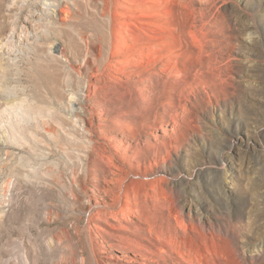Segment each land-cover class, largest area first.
Masks as SVG:
<instances>
[{"label":"rangeland","instance_id":"374dc122","mask_svg":"<svg viewBox=\"0 0 264 264\" xmlns=\"http://www.w3.org/2000/svg\"><path fill=\"white\" fill-rule=\"evenodd\" d=\"M38 1L0 0V194L20 190L0 196V264H95L86 234L105 217L110 244L152 228L208 246V264H264V0H57L44 21ZM198 14L217 33L203 46ZM16 111L20 134L1 122ZM91 232L100 264H144Z\"/></svg>","mask_w":264,"mask_h":264},{"label":"bare ground","instance_id":"6f19581e","mask_svg":"<svg viewBox=\"0 0 264 264\" xmlns=\"http://www.w3.org/2000/svg\"><path fill=\"white\" fill-rule=\"evenodd\" d=\"M88 1H94V0H88ZM106 5H107V3H106ZM62 9L63 8H62L60 2H58L57 0H54V1L47 0L45 2L38 1V2H33L32 6H31V14L33 15V17L40 16V20L44 21L45 18H49V17L52 18L53 14L54 15H57V13L60 12ZM191 9H192V13H194V14L199 13L200 14V10H198L197 8L193 7ZM65 12H67V11H65ZM199 14H198V17L197 16L194 17V21H192V23L189 25V27H187L188 28V33L187 32L186 33L193 40H197V42L198 41L199 42H202L201 45L203 46V45L209 44L210 42H214L217 33H215V31H213V30L208 31V33H205L206 30H207V27L210 24L207 22L208 20L207 21L206 20H203L204 19L203 15L202 16H199ZM54 17L55 16H53V18ZM32 21L34 22L35 19L33 18ZM204 21H206L207 23L204 24L205 23ZM26 22L28 23V21H26ZM33 22L32 23H29L30 24V27L32 29H34ZM211 22L212 21H210V23ZM217 23L215 22V24H217ZM21 27L23 28V30H22L23 33H28V28L26 27V23L24 21L21 24ZM130 30H132V29H130ZM216 31H218V30H216ZM133 32H135V31H133ZM119 33H120V31H119ZM114 36H117V35H114ZM189 40H191V39L189 38ZM11 42H13V46H14V47L12 46L13 47V50L10 53H6V54H3V55L5 56V60H6V58L8 59V63H15V62H17L20 59V55L18 56V54H15V53L16 52H19V54H22L23 51H24V49H22V47L23 46L26 47V45H28L29 42H27V39H24V40H22V39H15L14 41H11ZM215 42H217V41H215ZM84 43H85V46H86V52H87V54H89V49H90L89 46H88L89 43L87 41H85ZM212 47H213V45H212ZM203 49H205V48H203ZM51 55H53L55 57H56V55H58L60 58H65L64 60L66 62H68L69 65H71L69 63L70 61H68V58L64 54V47L57 40H54L53 43H52ZM215 61H217V60H215ZM70 67L76 73H78L79 75H81V67H74V66H70ZM79 102L80 101H78V99L76 98V96H71V98L69 99V104H68L69 107L67 108V111L69 112V115H71V117H73L76 120L75 123H78V120L81 118L80 117L81 114L83 115V114L87 113V112L84 111V108H82L80 106ZM1 122H4L5 123L4 125H6V123H8V125H10V127L13 129V131L15 133L17 132L18 134H20V133H23V130L25 128V124L27 122H29V121L25 117V113H22L21 111L20 112H17L16 111L15 114H13V113L12 114H4L2 116ZM172 122L176 126H179L180 125L179 124V121L176 118H173L172 119ZM46 124H48V121H45L44 122V125H46ZM34 136H37V135L36 134H33V137ZM99 157H101V159H103L102 155L99 156ZM17 185L18 184H15V182H12L11 181V182H9V184L7 186L5 185L6 187L3 190H1L0 196L2 198V201H3L4 205L10 204L12 202V199L15 196H17L18 191H20L18 189V186ZM114 218H117V216H114ZM102 222H104V223H102ZM103 225H108V226L111 225L109 223V219L107 217H105L102 220H99V223L98 224H95L94 227H89V231L86 234V237L89 240V249H90V252H91V254L93 256L92 258L94 259V263L95 264H100V262L97 260L96 250H95V248L93 246L94 241H93V235H92V232H91L92 229H95L101 235L103 234L102 236H104L103 237L104 238V241H106V243L109 244L110 247L123 246L122 248L126 247V248H128V249H130L132 251L134 250V248H135V250L137 249L136 251L139 250L138 251L139 252V256L142 257V260L145 261L144 264H161L162 262H166V258H168V260L172 259V263L171 264H208V255L211 252L210 251V248L208 246L204 245V247H199V249H195L192 246H190L187 243V241L184 239V237H182L180 234H175V233H169V234L168 233H166V234L164 233V234H160L158 231L150 228L149 230L148 229L146 230L149 234L146 236V238H143L142 239V243H137V242H135V241H133L131 239H126L124 237H120L119 242H117V244H110V239L113 238L114 236L110 232H108L103 227ZM66 233H67L66 235H68V237H66V238H68L69 239L68 241L73 244V242H75V241H73L74 240L73 239L74 236L70 234L69 230L66 231ZM57 238H59V237H57ZM62 238H59L58 241H57V244L59 246L61 245V243H63V241H62L63 239ZM80 243H82V242H80ZM73 247L74 246H72V248ZM73 249H71V250H73ZM74 251H75V249L73 250V252ZM70 252H72V251H70ZM140 253H143V254H140ZM74 254H75V252L73 253V255ZM64 256L66 258H61L60 261H58L57 263L55 262V263L56 264H77L76 261L70 260V258H69L70 256L69 257H67V255H64ZM71 257H74V256H71ZM84 257L85 256H83V258ZM119 259L121 260V258H119ZM123 259L126 262H136L135 259H129V258H123ZM80 261L82 263L85 262L84 260H80Z\"/></svg>","mask_w":264,"mask_h":264}]
</instances>
